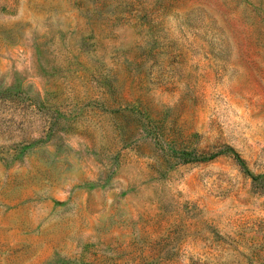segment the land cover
Masks as SVG:
<instances>
[{
    "label": "rangeland",
    "instance_id": "1",
    "mask_svg": "<svg viewBox=\"0 0 264 264\" xmlns=\"http://www.w3.org/2000/svg\"><path fill=\"white\" fill-rule=\"evenodd\" d=\"M0 264H264V0H0Z\"/></svg>",
    "mask_w": 264,
    "mask_h": 264
}]
</instances>
